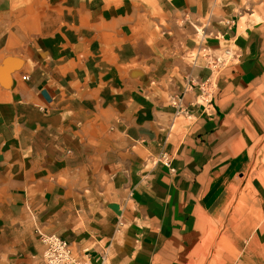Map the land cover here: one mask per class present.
I'll list each match as a JSON object with an SVG mask.
<instances>
[{"label": "crops", "instance_id": "obj_1", "mask_svg": "<svg viewBox=\"0 0 264 264\" xmlns=\"http://www.w3.org/2000/svg\"><path fill=\"white\" fill-rule=\"evenodd\" d=\"M255 115L264 0H0V264H197Z\"/></svg>", "mask_w": 264, "mask_h": 264}, {"label": "bare ground", "instance_id": "obj_2", "mask_svg": "<svg viewBox=\"0 0 264 264\" xmlns=\"http://www.w3.org/2000/svg\"><path fill=\"white\" fill-rule=\"evenodd\" d=\"M225 54L231 55L232 53L226 51ZM208 82L210 80L202 85L206 90L209 88ZM182 98L183 96L176 101L175 105ZM245 134L251 141L250 162L247 164L244 177L241 180L245 183V187L242 191L235 182L230 189L232 194L227 198L228 203L223 213L224 215L232 213L227 225V233L232 241H230L227 254L223 255V253L218 252L215 257L217 264H264V116H253L251 128H247ZM242 149L238 147L236 153ZM164 162L170 166L167 157L164 158ZM66 242L71 247L70 243ZM42 245L44 257L45 245L43 242ZM84 256L90 259L92 264L101 258H104L105 264H110L104 254L95 258L89 254Z\"/></svg>", "mask_w": 264, "mask_h": 264}, {"label": "rangeland", "instance_id": "obj_3", "mask_svg": "<svg viewBox=\"0 0 264 264\" xmlns=\"http://www.w3.org/2000/svg\"><path fill=\"white\" fill-rule=\"evenodd\" d=\"M243 172L236 179L237 187L240 186V189L243 191L245 183L242 182L244 177ZM230 192L224 202H222L220 209L213 218V226L210 228L208 233L205 235L202 245L200 246L199 251L196 253L197 264H217L216 256L218 252L227 254V250L232 239L229 237L228 232V222L232 213L224 215L223 210L228 203L227 198L231 195ZM232 211V210H231ZM227 217V218H226Z\"/></svg>", "mask_w": 264, "mask_h": 264}, {"label": "built area", "instance_id": "obj_4", "mask_svg": "<svg viewBox=\"0 0 264 264\" xmlns=\"http://www.w3.org/2000/svg\"><path fill=\"white\" fill-rule=\"evenodd\" d=\"M210 64L214 69H219L217 59L211 61ZM24 79L26 80L27 77H24ZM202 92H205L204 87ZM41 241L45 245L43 258L46 264H92L91 260L85 256L83 258L75 256L67 242L56 235H42ZM95 264H105L104 258L96 261Z\"/></svg>", "mask_w": 264, "mask_h": 264}]
</instances>
